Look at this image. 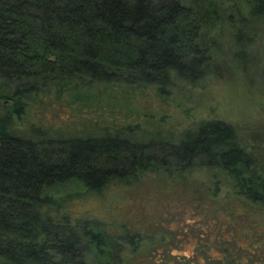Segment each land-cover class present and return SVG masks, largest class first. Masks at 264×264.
<instances>
[{
  "label": "trees",
  "instance_id": "trees-1",
  "mask_svg": "<svg viewBox=\"0 0 264 264\" xmlns=\"http://www.w3.org/2000/svg\"><path fill=\"white\" fill-rule=\"evenodd\" d=\"M245 2L243 25L264 20V0ZM217 9L216 0H0V264H264V146L235 125L203 120L177 141L131 128L70 138L16 130L51 88L55 102L123 88L193 92L222 66ZM243 52L232 70L244 69ZM149 183L154 204L133 210ZM73 186L82 192L56 196Z\"/></svg>",
  "mask_w": 264,
  "mask_h": 264
},
{
  "label": "rangeland",
  "instance_id": "rangeland-1",
  "mask_svg": "<svg viewBox=\"0 0 264 264\" xmlns=\"http://www.w3.org/2000/svg\"><path fill=\"white\" fill-rule=\"evenodd\" d=\"M216 2L219 9L212 30L213 55L222 66L220 72H214L193 92L179 89L182 93L173 91L170 96L161 97L156 87L123 88L90 100L77 101L70 93L64 94L55 102L58 89L51 88L29 102L16 130L26 135L33 127L49 128L55 136L70 138L131 128L146 141L157 138L177 141L184 131L201 121L217 119L235 125L249 145L264 146V20L243 25V15L248 11L245 0ZM227 16L233 17L232 22ZM239 29L244 32L246 45L237 43L235 35ZM241 50L245 53L244 69L232 70L235 53ZM74 192L82 190L74 186L62 188L56 196L61 198ZM135 194L138 201L131 205L133 210L147 211L154 204L150 201L155 195L152 184H145ZM95 205L88 204L85 208L95 211ZM69 207L80 211L77 201ZM123 210L112 212V218L118 219ZM184 252L190 255L192 249Z\"/></svg>",
  "mask_w": 264,
  "mask_h": 264
}]
</instances>
